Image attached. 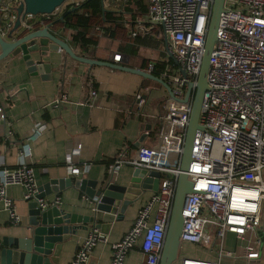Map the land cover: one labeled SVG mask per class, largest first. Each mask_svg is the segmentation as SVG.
Here are the masks:
<instances>
[{"label":"built area","instance_id":"obj_1","mask_svg":"<svg viewBox=\"0 0 264 264\" xmlns=\"http://www.w3.org/2000/svg\"><path fill=\"white\" fill-rule=\"evenodd\" d=\"M20 2L1 0L2 38L13 27L17 18L15 8ZM78 3L66 0L53 15ZM212 4L213 0H146L143 20L135 19L134 29L129 33L135 37L159 27L166 52L175 66L161 73L170 86L161 112L145 114L158 123L154 145L139 146L130 161L120 154L109 166L107 175L112 178L125 163L157 171L161 176L157 190L137 210L131 227L112 243L108 264H123L133 247L140 249L146 264L158 263L176 179L181 171V150L195 89L187 101L183 98L187 83H195L200 70ZM31 18L27 14L23 25ZM113 61L119 62L120 54L114 53ZM206 84L198 118L201 128L194 132L185 172L192 193L185 196L181 207L180 241L207 246L218 258H235V251L224 248L225 237L231 234L243 242L241 256L254 260L260 255L257 230L264 200V0H224L209 54ZM96 94L93 90L89 92L93 98ZM61 100L66 97L62 96ZM5 123L4 106L0 104V124ZM43 128V123H36L32 134H40ZM12 134L8 130L5 139H11ZM80 148L77 142L65 153L71 177H79L88 167L79 166ZM18 157L19 163L13 169L0 165V204L12 224L19 223V216L6 192L10 185H22L23 198L35 200L40 208L59 202L57 197L52 202L36 197L39 192L28 144H19ZM247 235L253 237L250 243L245 242ZM102 241H106V235L95 223L78 243L70 264H87L91 248ZM180 264H218V260L184 257Z\"/></svg>","mask_w":264,"mask_h":264},{"label":"crops","instance_id":"obj_2","mask_svg":"<svg viewBox=\"0 0 264 264\" xmlns=\"http://www.w3.org/2000/svg\"><path fill=\"white\" fill-rule=\"evenodd\" d=\"M110 1L114 2V0H104L105 8L111 4ZM115 1L121 2V0ZM125 1L127 0H122V2ZM144 2L146 4V0ZM134 9L136 10L137 7L133 6V11ZM145 13L134 17L143 20ZM42 19H44L43 16L33 17L27 21V25H30L32 21L33 24L39 23ZM135 19L130 23H125L128 35L134 29ZM52 26L53 24L50 30L65 40L78 55L108 60L150 72L149 66L142 68L141 59L146 58L153 61L162 52L164 60L168 63L164 69L172 68L169 65L172 59L166 52V42L159 27L139 34L140 36L157 34L161 37L160 47L154 49L159 53L156 58H152L147 56L143 49L153 48L138 46L136 55L131 56L118 53L115 49L108 47L103 39L92 52H81L70 43L71 30H54ZM37 27L42 26L38 24ZM114 53L120 54L119 62L113 61ZM43 61L51 65L50 79H42L39 74L28 72L20 56L0 61V104L4 106L6 116V123L0 124V165L8 169L15 168L19 163V144L23 142L28 144L33 160L35 182L37 187H41L50 179L70 177L65 164V153L69 147L79 142L81 144L78 155L79 166L85 164L88 167L79 177L73 178L100 180L108 176L109 166L120 154L125 160L130 161L134 159L139 146L154 145L158 123L145 114H159L160 103L168 95L167 90L161 84L120 69L76 61L61 49L49 51ZM150 82L160 85V89L152 87ZM91 90L97 93L94 98L89 95ZM62 96H65L66 100L60 101ZM36 123H43L44 128L40 134L33 135ZM8 130L13 133V139L12 137L9 139L12 141L5 139ZM122 145H124L123 149H121ZM132 169V165L122 164L117 169L113 181L119 185L126 184L131 177ZM6 192L13 200L19 223H10L7 211L3 210L0 204V264H10L12 261L6 254H2L3 239L27 236V226L32 218L31 210L33 211L30 207L31 201L23 198L24 187L22 185H10ZM152 193L153 191H145L138 196L122 212L119 220H114L110 224L96 222L100 225L101 233L106 235V241L97 242L91 248L87 264H108L110 262L112 243L120 240L131 227L137 210ZM56 197L59 198L57 205L66 212L81 215L91 213V210L86 208L90 206L86 197L73 186L65 187L59 192L45 194L43 200L52 202ZM93 225L77 227L69 239L56 244L55 248L56 246L58 248L57 250L54 248L51 263L70 264L78 243L86 238ZM259 230L263 232V237L260 244V255L257 259H244L241 256L243 242L227 234L224 248L235 251L237 257L218 258L216 253L204 250L202 246L180 241L177 258L172 264H180L184 257L218 260V264H264V200ZM251 238L253 237L247 235L245 242L250 243ZM123 264H146L145 256L138 247H133L127 253Z\"/></svg>","mask_w":264,"mask_h":264},{"label":"water","instance_id":"obj_3","mask_svg":"<svg viewBox=\"0 0 264 264\" xmlns=\"http://www.w3.org/2000/svg\"><path fill=\"white\" fill-rule=\"evenodd\" d=\"M65 1L21 0L15 8L17 18L13 27L4 38L0 36V61L5 58L20 56L28 72L39 74L42 79H50L51 65L44 62L43 58L48 55L49 51L61 49L66 55L76 61L89 65H103L120 69L156 81L170 93L168 83L150 72L123 66L108 60L92 59L76 54L65 40L59 38L50 30L53 21H48L50 15H53L55 10L61 7ZM103 4L104 0H101L102 10L104 11L105 7ZM223 4L224 0H213L200 70L196 82L187 83V90L183 98L184 101H187L191 90L195 89L181 150L179 164L181 171L177 175L169 219L157 264H172L177 258L180 244L179 230L182 224L181 207L185 196L192 193L191 182L185 172L190 159L194 132L196 129L201 128L198 118L202 96L207 89L206 72L208 59L216 39V29L220 13L223 10ZM27 14L34 18L43 16L44 19L36 24H33L32 21L30 25H23ZM38 24L42 27H37ZM160 176L157 171L133 167L131 177L123 185L115 183L113 178L109 176H104L100 180L73 178L71 176L64 179H50L47 183L38 187L37 198H43L45 194L59 192L65 187L73 186L84 194L90 204L86 208L90 209L91 213L81 215L66 212L57 204H51L47 208H40L37 202L32 200L30 207L33 208V211L31 210L32 218L27 226L28 235L25 237L4 238L2 241V254H6L11 258L10 264H52L51 256L56 244L69 239L70 235L79 226L86 227L89 224H95L97 221L110 224L114 220H119L122 212L138 196L145 191L155 192L157 190ZM257 235L262 239L263 232L258 229ZM57 248L56 246L55 249L57 250Z\"/></svg>","mask_w":264,"mask_h":264},{"label":"trees","instance_id":"obj_4","mask_svg":"<svg viewBox=\"0 0 264 264\" xmlns=\"http://www.w3.org/2000/svg\"><path fill=\"white\" fill-rule=\"evenodd\" d=\"M110 2L111 4L103 11L101 0H80L77 5L72 8L67 6L58 15H50L48 21H53L54 30H71L70 43L81 52H92L101 39L118 53L131 56L136 55L138 46L153 49L160 47L161 37L157 34L137 35L131 38L127 33L125 23H130L135 19L134 16L145 13L144 0ZM133 6L137 7L135 11ZM166 64L168 63L164 60L162 52L153 61L141 59L142 68L152 65L150 73L157 77L161 76ZM169 65L174 67L175 64L171 61Z\"/></svg>","mask_w":264,"mask_h":264},{"label":"rangeland","instance_id":"obj_5","mask_svg":"<svg viewBox=\"0 0 264 264\" xmlns=\"http://www.w3.org/2000/svg\"><path fill=\"white\" fill-rule=\"evenodd\" d=\"M143 52L147 55V56H150V57H152V58H156L157 57V55H158V50H154V49H143ZM150 85L152 86V87H154V88H157V89H160L159 88V86L160 85H158V84H156V83H152V82H150ZM163 101V100H162ZM162 101H161V103H160V105L162 104ZM161 107V106H160ZM161 112V109H160V111H159V113ZM264 175V174H263ZM208 247L207 246H204V245H202V249H207ZM218 249V242H216L215 243V250H217Z\"/></svg>","mask_w":264,"mask_h":264}]
</instances>
